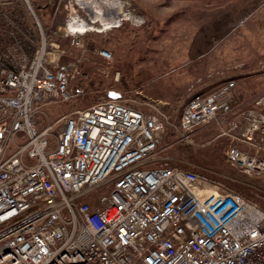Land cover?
Masks as SVG:
<instances>
[{"label": "built area", "instance_id": "1", "mask_svg": "<svg viewBox=\"0 0 264 264\" xmlns=\"http://www.w3.org/2000/svg\"><path fill=\"white\" fill-rule=\"evenodd\" d=\"M22 1L41 42L30 61L7 49L12 66L0 68V264H264L263 209L189 169L147 165L168 127L188 142L218 119L228 125L225 161L264 176V95L248 111L226 113L235 98L227 80L193 95L176 124L162 103L140 110L107 98L41 126L44 107L73 98L77 71L60 64L64 50L47 37L76 47L89 32L144 21L126 0H51L65 16L44 32ZM81 21L91 28L79 30ZM201 183L219 192L202 195Z\"/></svg>", "mask_w": 264, "mask_h": 264}, {"label": "rangeland", "instance_id": "2", "mask_svg": "<svg viewBox=\"0 0 264 264\" xmlns=\"http://www.w3.org/2000/svg\"><path fill=\"white\" fill-rule=\"evenodd\" d=\"M39 1L43 9L48 8L43 18L31 5ZM79 1L91 6L88 0ZM52 2L29 3L38 22L47 24L44 32L51 21L59 22L65 16L61 5L55 13ZM126 2L143 23L136 24L131 18L105 32H89L76 47L67 38L48 34L64 50L60 64L75 63L77 71L69 83L73 98L44 107L41 126L54 123L72 109L107 99L109 92L120 94L119 99L140 110L150 102L164 104L170 124L177 123L193 95L220 82H235V98L226 113L250 110L264 95V0ZM95 29L101 27L97 24ZM100 50L109 51L111 60L99 56ZM217 122L195 131L188 142L179 140L168 127L154 160L147 165L189 169L264 210V176L247 174L225 161L229 141L221 133L228 125Z\"/></svg>", "mask_w": 264, "mask_h": 264}, {"label": "trees", "instance_id": "3", "mask_svg": "<svg viewBox=\"0 0 264 264\" xmlns=\"http://www.w3.org/2000/svg\"><path fill=\"white\" fill-rule=\"evenodd\" d=\"M31 5L35 6L39 18H43L44 12L48 10V8L43 9L45 7L40 1L32 2ZM39 23L43 29L47 26L46 23L44 26L42 22ZM40 42L38 25L25 3L22 0H0V68L12 66V61L6 58L7 49L18 57H25L30 61L40 46Z\"/></svg>", "mask_w": 264, "mask_h": 264}, {"label": "bare ground", "instance_id": "4", "mask_svg": "<svg viewBox=\"0 0 264 264\" xmlns=\"http://www.w3.org/2000/svg\"><path fill=\"white\" fill-rule=\"evenodd\" d=\"M106 11H107V13L109 14V11L106 9ZM111 12L114 14V16H116V15H118L119 14V12H118V10H116L115 8H112L111 9ZM88 24L86 23V22H84V21H81V24H80V26H79V30H85V29H87V28H91V27H89V26H87ZM107 25H105V28H107L106 27ZM69 30H74L73 29V27H70L69 28ZM97 30H99V29H97ZM116 58V57H115ZM252 109V108H251ZM246 111H248V110H246ZM245 112V111H244ZM243 113V112H242ZM261 113H264V111H261ZM244 122H246L245 120H243V122H241V123H244ZM241 144H246L247 145V143L245 142H243V143H239L238 144V149H239V145H241ZM240 150V149H239ZM241 151V150H240ZM242 152H244V153H246V151H242ZM239 169V168H238ZM242 171H244L242 168H240ZM201 185H204L203 183H201ZM204 188V189H203ZM203 188H201L202 190H200V194H207V193H217V192H219L218 191V189H217V186L215 185V186H205V187H203Z\"/></svg>", "mask_w": 264, "mask_h": 264}, {"label": "crops", "instance_id": "5", "mask_svg": "<svg viewBox=\"0 0 264 264\" xmlns=\"http://www.w3.org/2000/svg\"><path fill=\"white\" fill-rule=\"evenodd\" d=\"M222 83H223V82H220V83H218L217 85H215V86L211 87L210 89H208V90H206V91H203V92H201V93L208 92V91H210V90H212V89L218 87V86L221 85ZM198 94H200V92H199ZM251 108H254V106H252ZM245 111H246V110H245ZM234 112H235V113H238V112L242 113V112H244V111H243V110H240V111H236V110H234ZM237 121H238V120H237ZM239 122H243V120H240ZM224 128H225V131H226V130H227L226 127H224ZM228 141H229V140H228ZM246 146H247L246 144H241V145H239V149H240L241 151H246V150H247V149H245Z\"/></svg>", "mask_w": 264, "mask_h": 264}, {"label": "water", "instance_id": "6", "mask_svg": "<svg viewBox=\"0 0 264 264\" xmlns=\"http://www.w3.org/2000/svg\"><path fill=\"white\" fill-rule=\"evenodd\" d=\"M108 97L110 98V99H119L120 98V94H118V93H116V92H109L108 93Z\"/></svg>", "mask_w": 264, "mask_h": 264}]
</instances>
